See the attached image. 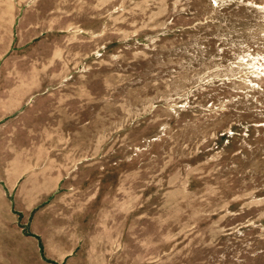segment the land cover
Wrapping results in <instances>:
<instances>
[{"label":"rangeland","instance_id":"1","mask_svg":"<svg viewBox=\"0 0 264 264\" xmlns=\"http://www.w3.org/2000/svg\"><path fill=\"white\" fill-rule=\"evenodd\" d=\"M0 264H264V0H0Z\"/></svg>","mask_w":264,"mask_h":264}]
</instances>
